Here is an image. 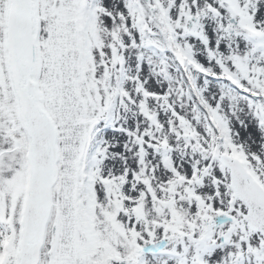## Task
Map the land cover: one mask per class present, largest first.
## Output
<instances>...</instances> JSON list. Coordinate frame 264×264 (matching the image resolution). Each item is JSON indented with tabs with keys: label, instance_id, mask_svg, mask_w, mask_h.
Instances as JSON below:
<instances>
[{
	"label": "snow or ice",
	"instance_id": "snow-or-ice-1",
	"mask_svg": "<svg viewBox=\"0 0 264 264\" xmlns=\"http://www.w3.org/2000/svg\"><path fill=\"white\" fill-rule=\"evenodd\" d=\"M0 264H264V0H0Z\"/></svg>",
	"mask_w": 264,
	"mask_h": 264
}]
</instances>
